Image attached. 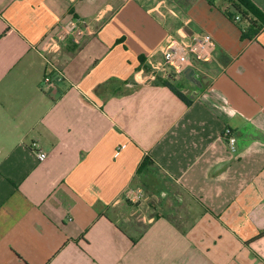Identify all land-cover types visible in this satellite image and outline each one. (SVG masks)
Here are the masks:
<instances>
[{
    "label": "crops",
    "instance_id": "0c3cea01",
    "mask_svg": "<svg viewBox=\"0 0 264 264\" xmlns=\"http://www.w3.org/2000/svg\"><path fill=\"white\" fill-rule=\"evenodd\" d=\"M225 8L0 0V264H264V28L242 37ZM71 18L82 42L43 52ZM202 34L197 89L161 51Z\"/></svg>",
    "mask_w": 264,
    "mask_h": 264
},
{
    "label": "built area",
    "instance_id": "2783aa9c",
    "mask_svg": "<svg viewBox=\"0 0 264 264\" xmlns=\"http://www.w3.org/2000/svg\"><path fill=\"white\" fill-rule=\"evenodd\" d=\"M235 21L239 16L234 17ZM88 33V29L79 19H68L60 22L55 26V33L42 46V51L47 53L56 52L60 46L66 42L79 45ZM214 42L209 34L196 35L192 38H183L181 40H170L161 51L162 62L165 74L172 72L180 75L187 68H194L196 62H208L213 57ZM54 82L49 75H45L42 80V87L50 89ZM222 138L230 152H236V137L231 129L226 128ZM36 157L39 161H44L47 157L43 151H36ZM124 199L132 204L138 205L141 202V194L133 189L128 188L123 193Z\"/></svg>",
    "mask_w": 264,
    "mask_h": 264
},
{
    "label": "trees",
    "instance_id": "16d2710c",
    "mask_svg": "<svg viewBox=\"0 0 264 264\" xmlns=\"http://www.w3.org/2000/svg\"><path fill=\"white\" fill-rule=\"evenodd\" d=\"M223 2L226 4V8L224 9L226 16L236 23L241 31L242 37L251 39L264 28V14L251 0H223ZM235 16H239L238 21L234 20ZM165 84L175 95L188 102V100L184 98V96L171 83L167 82ZM147 163L149 164V160L144 159L142 165H146ZM128 204L134 206L130 203ZM263 236L264 229L253 239H258ZM132 241H137V238L132 239Z\"/></svg>",
    "mask_w": 264,
    "mask_h": 264
},
{
    "label": "water",
    "instance_id": "95a60500",
    "mask_svg": "<svg viewBox=\"0 0 264 264\" xmlns=\"http://www.w3.org/2000/svg\"><path fill=\"white\" fill-rule=\"evenodd\" d=\"M168 76H170L171 78H174V79L183 77L188 82H190L193 85H195V87H197V89L200 88V86H201V82H200L199 76H198V74L196 73V71L193 68H187V69H185L182 72V74H180V75L172 72ZM198 93L199 92H196V94H198ZM190 98H194V96H190Z\"/></svg>",
    "mask_w": 264,
    "mask_h": 264
},
{
    "label": "rangeland",
    "instance_id": "374dc122",
    "mask_svg": "<svg viewBox=\"0 0 264 264\" xmlns=\"http://www.w3.org/2000/svg\"><path fill=\"white\" fill-rule=\"evenodd\" d=\"M134 209H137L136 205L133 207Z\"/></svg>",
    "mask_w": 264,
    "mask_h": 264
}]
</instances>
